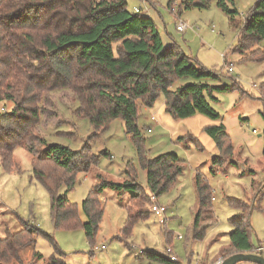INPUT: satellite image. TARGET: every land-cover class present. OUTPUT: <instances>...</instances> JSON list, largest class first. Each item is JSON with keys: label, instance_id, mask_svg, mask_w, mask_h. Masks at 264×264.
<instances>
[{"label": "trees", "instance_id": "1", "mask_svg": "<svg viewBox=\"0 0 264 264\" xmlns=\"http://www.w3.org/2000/svg\"><path fill=\"white\" fill-rule=\"evenodd\" d=\"M211 0H181L180 8L205 9ZM232 0H218V7L229 15L237 13L228 7ZM174 0L168 7L173 8ZM264 38V0H257L244 19L238 45L232 51L243 55ZM253 50L242 61H261L264 50ZM260 53V54H258ZM225 63V62H224ZM228 72H216L199 65L172 38L162 40L151 17L131 12L126 0H0V164L5 172L15 169L13 152L24 146L33 154L32 178L41 183L50 195L53 225L56 229L81 227L92 241L103 214L99 193L110 188L130 196L128 219L120 236L128 239L134 223L149 215L148 193L158 197L167 192L182 174L178 155L163 153L148 159L137 126L140 107H150L159 95L164 97V109L174 118L182 119L202 114L219 119L207 98L216 100L214 91H228L236 83L213 85ZM181 78L193 81L172 90ZM70 90L78 101L75 116L88 119L95 130L105 129L109 122L121 119L125 132L135 141L137 157L146 171L147 191L134 180V170L128 167V180L121 183L103 180L82 200L86 221L81 223L77 204L58 193L61 184L70 190L79 172H86L96 163L97 156L86 142L73 151L60 144H46L35 134L39 123L43 93ZM264 97V86L261 87ZM2 107V108H3ZM215 143L218 154L211 161V172L224 165L233 155V145L222 123L204 128ZM188 142L198 144L192 136ZM90 137L88 138L89 141ZM190 148L184 137L179 138ZM35 143L44 145L39 154ZM102 154L107 155L106 151ZM197 209L190 228L191 240L200 241L214 224L211 187L203 173L193 177ZM147 197V198H146ZM264 201V182L254 202ZM228 207L236 211L229 219L232 230L223 259L235 252H247L252 247L251 209L246 201L227 198ZM136 208V210H133ZM18 232L0 238V264H36L42 255L36 250L39 236L52 239L46 233L23 223ZM172 233L166 231V249L140 252L148 264H180L171 257ZM127 247L130 248L129 244ZM174 255H173V254ZM63 253L56 251L43 264H66ZM175 257V256H174Z\"/></svg>", "mask_w": 264, "mask_h": 264}, {"label": "rangeland", "instance_id": "2", "mask_svg": "<svg viewBox=\"0 0 264 264\" xmlns=\"http://www.w3.org/2000/svg\"><path fill=\"white\" fill-rule=\"evenodd\" d=\"M126 1L131 12L137 7L141 10L140 14L154 13L161 22L163 36L173 37L194 61L206 69L226 74L228 66L221 57V54H226L227 62L233 64V72L208 83L228 86L236 83V88L214 91L216 100L207 98L211 107L219 113V119L198 113L182 119L174 118L164 109L163 95H159L152 106L140 107L137 126L142 134L146 157L151 159L163 153H174L183 166L175 184L158 197L147 191L146 171L137 157L134 138L125 132L124 122L120 118L109 122L105 129L92 137L95 130L88 119L75 116L78 101L72 91L57 89L43 93L36 136L43 138L46 144H60L73 151L80 150L87 142L91 152L97 156L96 163L90 169L76 174L70 190H66V184L58 188L59 194L77 204L80 222L86 221L81 203L88 193L103 180L119 183L128 180L129 166L134 170L135 182L148 193L149 200L143 207L150 212L147 217L134 223L125 240L119 232L128 219L127 206H132L130 196L127 192L105 188L98 195L103 214L92 241L81 227L56 229L51 217L50 195L41 183L32 178L33 154L22 146L13 152V171L5 172L0 164V238L9 232L20 231L23 223L28 222L52 239L45 236L37 238L36 250L42 259L36 264H43L56 251L64 254L66 264H148L140 252L163 253L167 246V231L172 233L170 247L176 262L217 264L218 256L228 250V235L232 230L229 219L236 214L228 207L226 200L235 198L254 206L249 217L251 240L255 245L264 243V201L254 202L264 182V97L261 89L264 86V59H241L253 50H264V38L243 55L233 52L238 45L237 37L244 19L257 0H232L228 7L237 12L232 15L218 7V0H211L205 9H183L179 6L181 0H174V11L168 7L169 0ZM178 20L187 22L192 28L178 32L175 28ZM191 81V78H181L171 89ZM2 107L3 103L0 102L2 112L8 110L10 105ZM153 115L155 121L150 119ZM219 123L224 125L229 135L233 155L212 173L211 161L218 152L204 128ZM188 135L198 144L188 142ZM181 137L190 148L179 140ZM34 146L37 154L44 148L40 143ZM103 151L107 155L102 154ZM196 171L208 179L215 221L200 241L191 240L190 236L197 209L193 183ZM152 205L164 208V219L161 220L152 211ZM102 245L105 249L101 250Z\"/></svg>", "mask_w": 264, "mask_h": 264}, {"label": "built area", "instance_id": "3", "mask_svg": "<svg viewBox=\"0 0 264 264\" xmlns=\"http://www.w3.org/2000/svg\"><path fill=\"white\" fill-rule=\"evenodd\" d=\"M133 11H134L135 13H138V12H140L141 10H140L139 8L135 7V8L133 9ZM172 11H174L173 8H172ZM175 28H176V30H177L178 32H184V31H186L188 28H192V26L189 25L187 22H184V21L178 20V22H177ZM212 31H213V29H212ZM221 57H222L223 61L225 62V64L228 66V67H227V72H228V73L233 72V64H232V62H227L226 54H224V53L221 54ZM1 110L3 111V109H1ZM151 120H152V121H155V120H156V118H155L154 115L151 117ZM148 131H150V128L148 129ZM253 132H256V130H253ZM152 198L154 199V197H152ZM152 211H153V212H154V213H155V214H156L161 220L164 219V218H163V217H164V208H163V207L158 206V205H152ZM179 237H180V236H179ZM99 249H101V250H102V249H105V246L102 245ZM247 252H249V253H253V254H260V255L264 256V243H257L256 245H255V244L252 245V247L250 248V250L247 251ZM171 259H172V260H176V257L172 256ZM221 261H222V260L219 259L218 262H217V264H219Z\"/></svg>", "mask_w": 264, "mask_h": 264}, {"label": "water", "instance_id": "4", "mask_svg": "<svg viewBox=\"0 0 264 264\" xmlns=\"http://www.w3.org/2000/svg\"><path fill=\"white\" fill-rule=\"evenodd\" d=\"M242 262L264 264V256L249 252H235L225 257L219 264H238Z\"/></svg>", "mask_w": 264, "mask_h": 264}, {"label": "crops", "instance_id": "5", "mask_svg": "<svg viewBox=\"0 0 264 264\" xmlns=\"http://www.w3.org/2000/svg\"><path fill=\"white\" fill-rule=\"evenodd\" d=\"M146 12H148V11H146ZM144 14L152 18V20L154 21L155 25L157 26L158 31L160 32V35H161V37H162L163 42H164L165 44H169V43L171 42V40H172L173 37H171V36H168V37H167V36H166V37L163 36V33L161 32L162 25H161V22L159 21V18H158L154 13H149V14L144 13ZM150 119H151V118H150ZM193 183H194V182H193ZM194 188H195V187H194ZM216 239H217V237H216L214 240H216ZM253 245H254V244H253ZM219 252H220V251H219ZM221 258H223V256H222V255H219L217 260H219V259H221Z\"/></svg>", "mask_w": 264, "mask_h": 264}]
</instances>
